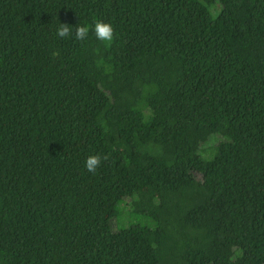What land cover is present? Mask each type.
Returning a JSON list of instances; mask_svg holds the SVG:
<instances>
[{
  "label": "trees",
  "instance_id": "1",
  "mask_svg": "<svg viewBox=\"0 0 264 264\" xmlns=\"http://www.w3.org/2000/svg\"><path fill=\"white\" fill-rule=\"evenodd\" d=\"M0 264H264V0H0Z\"/></svg>",
  "mask_w": 264,
  "mask_h": 264
},
{
  "label": "clouds",
  "instance_id": "2",
  "mask_svg": "<svg viewBox=\"0 0 264 264\" xmlns=\"http://www.w3.org/2000/svg\"><path fill=\"white\" fill-rule=\"evenodd\" d=\"M59 27L56 30L57 37L63 39L72 35V27L66 24L58 23ZM74 32V37L78 41H83L87 38L90 28L87 25L79 26L77 25ZM91 31L94 33L95 38L101 42L111 43L114 39V29L111 24L97 21L94 23ZM53 55H58V53H53ZM102 159L106 160L107 157H101L100 155L89 156L85 161V169L89 173L95 174L96 170L101 166Z\"/></svg>",
  "mask_w": 264,
  "mask_h": 264
},
{
  "label": "rangeland",
  "instance_id": "3",
  "mask_svg": "<svg viewBox=\"0 0 264 264\" xmlns=\"http://www.w3.org/2000/svg\"><path fill=\"white\" fill-rule=\"evenodd\" d=\"M215 144H216V140L214 138H211L206 144H204L202 146V149L211 148ZM129 202H130L129 200H126L125 205L124 206H121V211H123V212L129 211V208L127 207V204H129ZM127 218H128V216H127ZM135 220L137 221V219H134V218L131 219L132 222H135ZM123 225H125V222L124 221L119 222L117 220H114L113 221V224H112L114 230H117L118 227L123 226Z\"/></svg>",
  "mask_w": 264,
  "mask_h": 264
}]
</instances>
